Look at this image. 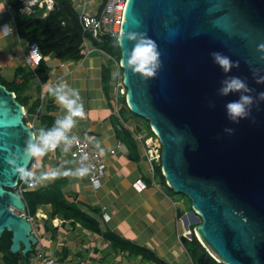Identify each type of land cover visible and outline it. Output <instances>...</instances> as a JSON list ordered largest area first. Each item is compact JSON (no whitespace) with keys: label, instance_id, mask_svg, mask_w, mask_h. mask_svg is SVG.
Returning <instances> with one entry per match:
<instances>
[{"label":"water","instance_id":"95a60500","mask_svg":"<svg viewBox=\"0 0 264 264\" xmlns=\"http://www.w3.org/2000/svg\"><path fill=\"white\" fill-rule=\"evenodd\" d=\"M123 18L121 32H146L161 52L156 78L144 80L122 64L134 42L125 39L118 46L126 107L160 141L165 184L189 200V215L195 212L199 222L194 232L217 262L264 264V101L234 124L226 104L240 94L219 92L229 76L246 80V94L254 98L264 92V83H257L264 77V52L258 51L264 44V0H126ZM213 51L239 61V67L224 73ZM24 112L0 84V237L10 232L9 251L23 256L37 238L23 215L25 202L13 191L19 177L7 159L20 154L33 132Z\"/></svg>","mask_w":264,"mask_h":264},{"label":"crops","instance_id":"0c3cea01","mask_svg":"<svg viewBox=\"0 0 264 264\" xmlns=\"http://www.w3.org/2000/svg\"><path fill=\"white\" fill-rule=\"evenodd\" d=\"M71 1L79 13L84 3L88 4L85 12H94L102 0ZM16 3V0H0V5H4L0 12V29L6 24L13 26L11 35L0 34V79L7 83H19L17 71L30 68L24 60L28 43L16 31L12 5ZM44 62L49 68L48 81L39 84L36 78H31L24 94L27 98L24 110L35 105V112L27 116L28 124L33 131L40 127L47 129L57 118H63L65 112L47 93V86L61 81L69 84L79 91L85 106V118L78 120L69 135L86 137L93 145L100 141L101 145L95 147L105 163L98 188L91 186L88 177H59L40 182L41 185L33 188H45L60 181L62 199L81 214L73 222L62 215L53 216L49 204L35 208L33 213L26 209L33 218L32 232L44 256L53 259L55 264H159V261L161 264H193L186 250L188 240H181L185 225L191 220L190 216H185L189 212L185 209L188 202L186 198L180 202L159 176L156 177L157 168L154 184L151 181L143 149L132 133L142 132V127L127 116L130 112L123 105L116 107L112 77L115 65L107 53L92 51L74 61L46 56ZM125 133L136 144L132 155L121 140ZM64 149L61 145L37 159L35 171L77 168ZM138 180L146 187L135 186ZM102 208L110 216L108 221L100 216ZM108 235L120 242L108 239ZM4 258L0 250V264H5Z\"/></svg>","mask_w":264,"mask_h":264},{"label":"clouds","instance_id":"9594fccd","mask_svg":"<svg viewBox=\"0 0 264 264\" xmlns=\"http://www.w3.org/2000/svg\"><path fill=\"white\" fill-rule=\"evenodd\" d=\"M3 10L4 5H0V12ZM12 33L13 26L11 24H6L2 29H0V34L5 36L11 35ZM125 39L134 43L133 47L127 54L126 64L125 61H122L123 66L127 70H131L134 75L139 74L144 80L156 78L158 72L162 68L161 52L159 51L157 42L149 37L146 32L122 31L115 38V44L123 47ZM258 51L264 52V44L258 45ZM210 55L213 62L218 65L224 73H229L232 68L239 67V61H233L229 56L221 52L213 51ZM261 58L264 59V57ZM256 73L257 72L254 70L253 75L256 76ZM257 83H264V77L257 78ZM221 84L222 86L219 89L221 95L227 96L230 93L240 94L237 100L230 101L226 104L227 117L234 124H239L241 120L248 119L250 117L252 105L256 101H264V92L258 93L255 98L246 94L250 92L251 89L248 88L246 80L241 79L238 76H229L223 80ZM47 93L64 110L65 115L63 118H57L51 127L47 129L40 127L39 129L31 132L25 139L24 147L20 151V154L11 153L10 158L7 159V163L11 166L13 173L18 175L19 180L24 181L29 184V186L34 183H40L59 177L83 179L88 177L93 172L92 168L88 166H81L74 169L60 168L52 169L50 171H40L37 173L28 166L29 162L45 157L50 152L58 149L61 145H64V150L67 151L73 145V142L78 139L77 137L70 136L69 134L77 126L78 120L85 118V106L77 89L61 81L54 86H47ZM211 106L212 105H210V107ZM150 130L151 129L149 128V131ZM224 131L228 134H232L234 129L225 128ZM100 145V141L94 142V146ZM102 151L104 155L105 150L103 148ZM20 161H23V163H18ZM94 185L97 188L100 187L99 180H95ZM189 212L188 217L190 216ZM196 216L197 215L194 212L192 218ZM187 225L188 229L186 230L190 231V239L189 237H182H185V240H191L192 238L196 240L194 227H191L190 224ZM198 244L201 246L199 242ZM209 253L216 260L213 253L210 251Z\"/></svg>","mask_w":264,"mask_h":264},{"label":"trees","instance_id":"16d2710c","mask_svg":"<svg viewBox=\"0 0 264 264\" xmlns=\"http://www.w3.org/2000/svg\"><path fill=\"white\" fill-rule=\"evenodd\" d=\"M53 1L54 7L51 11L45 12L43 9H36L33 16H26L18 12L20 2L16 0L17 3L12 5H14V20L17 34L28 44L36 43L43 57L52 56L59 61L78 60L83 57L81 53L83 38L89 35L82 31L78 13L73 8L71 0ZM92 44L104 50L112 58L120 60V51L119 47L115 44V39L92 40ZM48 75L49 68L46 66L43 58L35 68H20L17 71V78H20L19 83L15 81L7 83L0 79V84L8 91L13 92L16 101L22 107H25L27 105V98L24 94L29 87L28 80L36 78L39 84H45L48 81ZM122 105L129 112L125 102ZM34 106L33 108H27L25 110V115L23 116L25 124H28L27 116L35 112ZM123 135L121 140L125 142L130 151V155H132L136 151V144L128 133ZM156 176H159L162 183L165 184L159 167H157ZM61 185L62 183L60 181H55L51 186L45 188L26 190L23 193V201L25 202L26 209L30 213H33L35 208L43 204H49L53 216L62 215L64 218L72 219V221L73 219L76 220L75 218L78 219L81 214L77 212L74 206L65 203L64 199H62L60 193ZM189 208L191 209V207ZM76 213L78 215H75ZM191 227L195 226L191 225ZM108 239L115 243L120 242L119 239L111 235H108ZM196 240L198 241L197 238ZM196 240L194 238L188 240L186 247L193 264H224L217 262L210 255L209 250L201 247ZM10 245L11 233L5 231L0 237V250L4 252L5 264H28L30 253L24 256L20 252L11 253L9 251ZM154 260L157 261L155 257ZM161 263L159 261V264Z\"/></svg>","mask_w":264,"mask_h":264},{"label":"built area","instance_id":"2783aa9c","mask_svg":"<svg viewBox=\"0 0 264 264\" xmlns=\"http://www.w3.org/2000/svg\"><path fill=\"white\" fill-rule=\"evenodd\" d=\"M19 2L20 6L18 8V12L26 16H33L36 9H43L45 12H49L54 7L53 0H19ZM125 4L126 0H102L98 4L97 10L94 12H85L88 4L84 3L82 5L83 8L78 13V17L82 31L89 35L88 37L83 38L81 51L83 56H86L92 51L106 54L104 50L93 45L92 40L115 39L121 33V25L124 20L123 15ZM91 44L93 46H91ZM107 56L115 65V72L112 77L117 96L116 107H119L125 101V88L123 87L122 69L120 67L119 60L112 58L109 54H107ZM43 58L44 57L41 54L37 44L29 43L24 56V60L28 66L30 68H35L38 63L43 60ZM27 125L32 129L29 124ZM132 133L136 142L139 143L143 149V155L145 161L148 164L149 176L154 184L153 176L155 174V170L157 167L160 168L161 143L151 130L150 133L147 131H132ZM70 136L78 138L68 149L71 161L76 167L88 166L93 169V172L88 176V181L93 188H97L94 185V181L99 180L100 183V178L105 170V163L101 153L88 138L76 136L74 134ZM29 167L35 171L37 168L36 160L30 162ZM39 185L41 184L34 183L29 186V184L25 183L24 181L18 180L13 188V191L23 199V193L26 190L36 188ZM134 185L141 189L146 187L140 180L136 181ZM23 215L31 223L33 218L27 213L26 210L23 212ZM100 216L103 221H108L110 219V216L104 212V208H102ZM183 236L189 237L190 239V231H184ZM32 250L33 251L30 252L28 264H55L53 259L44 256L38 239Z\"/></svg>","mask_w":264,"mask_h":264},{"label":"rangeland","instance_id":"374dc122","mask_svg":"<svg viewBox=\"0 0 264 264\" xmlns=\"http://www.w3.org/2000/svg\"><path fill=\"white\" fill-rule=\"evenodd\" d=\"M127 116H128V117H131V118L135 121L136 125H139L140 127H142L141 129H142L143 131H147L148 133H150V131H149V129H148V122H147V121H145V120H143V119H141V118H139V117H137V116H133V114H131V113H128ZM156 177H157V176H156ZM176 196H177V198H179L180 202H181L182 199L184 198L183 196L178 195V194H176ZM184 199H185V198H184ZM186 200H187V199H186ZM187 202L189 203V200H187ZM188 203L185 205V209H186L187 211H190V208H189V207H190V204L188 205ZM185 216H187V218H188V215H185ZM188 224L193 225V226H196V225L198 224V221H195V218H192ZM197 239L200 240L199 237H198ZM200 243H201V246L206 247L211 253H213L212 250H211V249H210L205 243H203L202 240H200ZM213 254H214V253H213ZM214 256H216V255H214Z\"/></svg>","mask_w":264,"mask_h":264},{"label":"bare ground","instance_id":"6f19581e","mask_svg":"<svg viewBox=\"0 0 264 264\" xmlns=\"http://www.w3.org/2000/svg\"><path fill=\"white\" fill-rule=\"evenodd\" d=\"M195 236H196V238H198V237L200 238V236L197 232H195ZM200 240H202V239L200 238ZM200 240H198V242H200Z\"/></svg>","mask_w":264,"mask_h":264}]
</instances>
